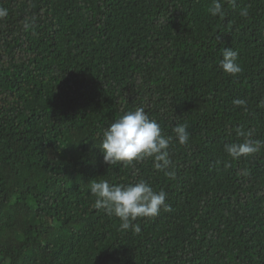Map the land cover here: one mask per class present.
Wrapping results in <instances>:
<instances>
[{"label": "trees", "instance_id": "1", "mask_svg": "<svg viewBox=\"0 0 264 264\" xmlns=\"http://www.w3.org/2000/svg\"><path fill=\"white\" fill-rule=\"evenodd\" d=\"M211 6L0 0V264H264V147L224 148L238 128L264 141V0ZM137 107L166 137L187 125L169 146L174 179L151 159L103 161V130ZM92 179L144 180L171 210L122 231L93 207Z\"/></svg>", "mask_w": 264, "mask_h": 264}, {"label": "clouds", "instance_id": "2", "mask_svg": "<svg viewBox=\"0 0 264 264\" xmlns=\"http://www.w3.org/2000/svg\"><path fill=\"white\" fill-rule=\"evenodd\" d=\"M224 3H235V0H212L208 13L213 16L226 15ZM7 15V10L0 8V18ZM240 15L248 16L247 8L241 9ZM220 68L230 76H237L242 72L238 61V53L232 48L222 49ZM234 105L243 106L244 100L236 99ZM174 136L162 135L160 125L150 119L143 107L134 111H126L118 119L103 130L100 151L103 161L107 165L122 163L130 165L151 159L153 168L163 172L171 179L175 173L170 169L169 146L175 140L180 145L189 141L190 133L186 124H177L173 128ZM238 137L244 139L240 143H231L224 146L226 153L233 159L249 156L264 147V141L251 139L252 133L237 129ZM91 195L96 197L93 207L103 210L106 215L115 216L120 221L122 231L132 230L139 233V224L134 223L138 218H155L161 209L170 211V206L165 204L167 194L161 190L155 191L152 186L144 181L129 184H110L105 179H92L88 185Z\"/></svg>", "mask_w": 264, "mask_h": 264}]
</instances>
